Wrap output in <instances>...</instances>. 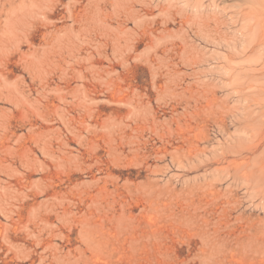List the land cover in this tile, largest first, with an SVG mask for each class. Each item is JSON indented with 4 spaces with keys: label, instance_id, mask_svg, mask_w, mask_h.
<instances>
[{
    "label": "rangeland",
    "instance_id": "rangeland-1",
    "mask_svg": "<svg viewBox=\"0 0 264 264\" xmlns=\"http://www.w3.org/2000/svg\"><path fill=\"white\" fill-rule=\"evenodd\" d=\"M0 264H264V0H0Z\"/></svg>",
    "mask_w": 264,
    "mask_h": 264
}]
</instances>
